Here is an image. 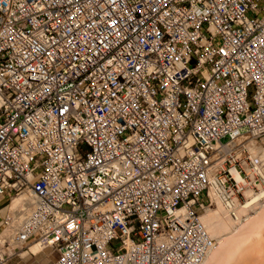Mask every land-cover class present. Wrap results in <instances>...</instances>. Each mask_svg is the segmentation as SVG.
<instances>
[{
  "label": "built area",
  "instance_id": "built-area-1",
  "mask_svg": "<svg viewBox=\"0 0 264 264\" xmlns=\"http://www.w3.org/2000/svg\"><path fill=\"white\" fill-rule=\"evenodd\" d=\"M28 192L0 264H204L203 215L264 200V0H0V205Z\"/></svg>",
  "mask_w": 264,
  "mask_h": 264
},
{
  "label": "rangeland",
  "instance_id": "rangeland-1",
  "mask_svg": "<svg viewBox=\"0 0 264 264\" xmlns=\"http://www.w3.org/2000/svg\"><path fill=\"white\" fill-rule=\"evenodd\" d=\"M17 197L19 196L15 195L11 198H8L5 203L1 204L3 208L5 207L6 208L3 211H0V216H5L6 213L10 211V208H9L10 204H7V203L15 200ZM217 210H218V205L212 209V211H217ZM263 211H264V200L260 201L259 204L253 205L246 213V218L242 222L236 223V221L231 220L232 222L230 223H232L233 225L230 224L231 227L227 228L228 230L227 231L225 230L226 232L221 230V235L220 233H218L217 237L214 236L216 234H212V236L216 237L217 240H219V242L217 241V245H216L217 248L214 250V252L218 248H220V244L222 246V244H224V242L227 239L228 241H226L225 243L227 242L230 243V246L226 253L225 260L223 261L226 262L228 259L230 261V259L233 258V261L230 262L229 264H254V263L259 264L258 261L264 258V212ZM257 218L259 219L258 220L259 222L255 226L249 227V224L252 223V221H254V219H257ZM258 227L259 228L262 227V229L261 228L259 229ZM257 230H260V231H257ZM234 233H236V235ZM33 245H35V243L28 245L26 248L18 247L14 251H12L11 254L9 255L8 264H52L54 261L57 260L58 251L44 250L42 252L39 251L38 254H33L32 252H30V248ZM237 251L239 252L237 253ZM231 252L233 253L231 254ZM230 254L232 257L229 256ZM229 261H227L226 264ZM223 264L225 263L223 262ZM260 264H264V259L261 260Z\"/></svg>",
  "mask_w": 264,
  "mask_h": 264
},
{
  "label": "bare ground",
  "instance_id": "bare-ground-1",
  "mask_svg": "<svg viewBox=\"0 0 264 264\" xmlns=\"http://www.w3.org/2000/svg\"><path fill=\"white\" fill-rule=\"evenodd\" d=\"M250 198V196H249ZM260 200V196L259 195H253L249 200H248V204H247V208H251L253 205L255 204H259V201ZM33 203V195L32 193L28 192L26 194H23L22 196L20 195L19 197H17L15 200L11 201V202H8L7 204H10V211L13 210V211H20V210H25L26 213H30V207H31V204ZM6 208V207H5ZM5 208H3L1 205H0V211H3ZM9 212V211H8ZM248 212V209H243L242 212L240 213L241 216H244L246 218V213ZM264 212V211H263ZM259 215V214H258ZM258 217V216H257ZM231 218H229V216L226 214L223 206L221 205L220 202H218V210L217 211H212V210H208L207 213H205L203 215V223L206 225L209 233L211 234H216L214 236H218V233H220L221 235V230L222 231H227L230 226V222L232 221H235V220H232ZM245 220V219H244ZM259 219H254V221H252V223L249 224V227H253L255 226L259 221ZM243 221V220H242ZM242 221H236L237 222H242ZM248 222V221H247ZM243 224V223H242ZM233 225V224H232ZM235 225V224H234ZM247 226V224H246ZM244 226V227H246ZM259 228V227H258ZM262 229V227H260ZM259 228V229H260ZM243 229V228H242ZM241 229V230H242ZM245 229V228H244ZM235 230V229H234ZM239 230V229H238ZM225 231V232H226ZM237 231V230H236ZM235 231V232H236ZM257 231H260V230H257ZM256 231V232H257ZM7 233L9 234V230L5 233V235H7ZM233 234V233H231ZM236 235V233H234ZM257 234V233H256ZM234 235V236H235ZM212 236L214 239H216V241L219 242V240H217L216 237ZM233 236V235H232ZM229 238V237H228ZM228 241V239L226 240ZM225 241V242H226ZM231 241V240H229ZM220 244V248H218L215 252L214 250L217 248H215L213 251H212V255L210 254L205 263L204 264H223V262L226 264L227 261H229V259L225 262L223 260H225V257H226V253H227V250L230 246V243L227 242L225 243ZM236 242V241H235ZM247 245V243H246ZM240 247V246H239ZM245 247V246H244ZM239 249V248H237ZM236 249V250H237ZM235 250V252H236ZM39 251H43L42 250V247L39 246L38 244H35L33 246H31L30 248V252H32L33 254H38ZM239 251H237L238 253ZM233 252H231L232 254ZM231 254L229 256H231ZM256 255V254H255ZM259 255V254H258ZM234 256V255H233ZM232 257V256H231ZM228 258V257H227ZM263 258V257H262ZM232 259V260H231ZM230 261L227 263L229 264L230 262L233 261V258H231ZM235 259V258H234ZM264 259V258H263ZM263 259H258L259 261V264L261 262V260ZM223 261V262H222ZM263 262V261H262ZM254 263V262H253ZM255 264V263H254Z\"/></svg>",
  "mask_w": 264,
  "mask_h": 264
}]
</instances>
